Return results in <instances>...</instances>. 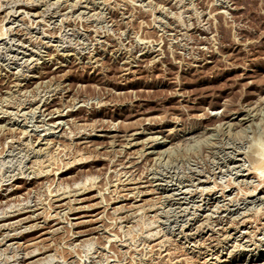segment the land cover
Masks as SVG:
<instances>
[{
  "label": "rangeland",
  "instance_id": "1",
  "mask_svg": "<svg viewBox=\"0 0 264 264\" xmlns=\"http://www.w3.org/2000/svg\"><path fill=\"white\" fill-rule=\"evenodd\" d=\"M0 130V264H264V0H0Z\"/></svg>",
  "mask_w": 264,
  "mask_h": 264
},
{
  "label": "bare ground",
  "instance_id": "2",
  "mask_svg": "<svg viewBox=\"0 0 264 264\" xmlns=\"http://www.w3.org/2000/svg\"><path fill=\"white\" fill-rule=\"evenodd\" d=\"M75 5H78V4H75ZM84 7H85V6H84ZM14 16H15V15H14ZM123 18H124V17H123ZM39 22H40V21H39ZM40 23H41V22H40ZM36 28H37V27H36ZM11 29H12V28H11ZM5 31H6V30H5ZM3 34H4V32H3ZM42 36H43V35H42ZM5 38H6V37H5ZM25 38H26V37H25ZM19 48H20V47H19ZM35 53H36V52H35ZM66 54H67V53H66ZM12 64H13V63H12ZM15 73H16V72H15ZM24 73H25V72H24ZM13 75H14V74H13ZM37 84H38V83H37ZM32 88H33V87H32ZM53 91H54V90H53ZM16 92H17V91H16ZM22 93H23V92H22ZM26 93H27V92H26ZM20 94H21V93H20ZM44 95H45V94H44ZM5 99H6V98H5ZM71 100H72V99H71ZM34 102H35V101H34ZM5 105H6V104H5ZM7 105H8V104H7ZM42 105H43V104H42ZM58 107H59V106H58ZM67 110H68V109H67ZM69 110H70V109H69ZM7 112H8V111H7ZM29 112H30V111H29ZM44 114H45V113H44ZM54 114H55V113H54ZM18 115H19V114H18ZM250 115H251V114H250ZM59 116H60V115H59ZM222 117H223V116H222ZM22 119H23V118H22ZM55 119H56V118H55ZM241 120H244V119H241ZM26 121H27V120H26ZM55 122H56V121H55ZM55 122H54V123H55ZM56 123H60V122H56ZM60 124H61V123H60ZM249 124H250V123H249ZM54 125H55V124H54ZM19 126H20V125H19ZM35 127H36V126H35ZM228 127H229V126H228ZM229 128H230V127H229ZM229 128H228V129H229ZM1 129H2V128H1ZM110 129H111V128H110ZM0 131H1V130H0ZM21 132H22V131H21ZM21 132H20V134H21ZM22 133H23V132H22ZM66 133H67V132H66ZM23 134H24V133H23ZM136 134H137V133H136ZM131 135H132V134H131ZM133 135H134V134H133ZM7 140H8V139H7ZM8 141H9V140H8ZM36 141H37V140H36ZM149 141H150V140H149ZM153 141H154V140H153ZM51 143H52V142H51ZM34 144H35V143H34ZM19 146H20V145H19ZM126 147H127V146H126ZM14 148H15V147H14ZM36 151H37V150H36ZM138 151H139V150H138ZM150 152H151V151H150ZM79 154H80V153H79ZM157 154H158V153H157ZM225 154H226V153H225ZM12 155H13V154H12ZM136 155H137V154H136ZM141 155H142V154H141ZM81 160H82V159H81ZM136 161H137V160H136ZM80 162H81V161H80ZM76 163H78V162H76ZM76 163H75V164H76ZM79 164H80V163H79ZM260 165H261V164H260ZM1 166H2V165H1ZM71 166H72V165H71ZM241 166H242V165H241ZM7 167H8V166H7ZM252 167H253V166H252ZM260 167H261V166H260ZM262 167H263V165H262ZM27 169H28V168H27ZM258 169H259V168H258ZM258 169L256 168V170H258ZM11 170H12V169H11ZM18 170H19V169H18ZM262 170H263V169H262ZM8 171H9V170H8ZM251 173H252V172H251ZM254 173H256V172H254ZM130 175H131V174H130ZM121 176H122V175H121ZM36 177H37V176H36ZM119 177H120V176H119ZM131 179H132V178H131ZM6 180H7V179H6ZM34 182H35V181H34ZM134 183H135V182H134ZM157 183H158V182H157ZM167 183H168V182H167ZM29 184H30V183H29ZM83 184H84V183H83ZM126 184H127V183H126ZM192 184H193V183H192ZM23 185H24V184H23ZM78 185H80V184H78ZM156 185H157V184H156ZM184 185H185V184H184ZM76 186H77V185H76ZM82 186H83V185H82ZM82 186H81V187H82ZM20 188H21V187H20ZM22 188H23V186H22ZM76 188H77V187H76ZM257 188H258V187H257ZM24 189H25V188H24ZM135 189H136V188H135ZM14 190H15V189H14ZM17 190H18V189H17ZM70 190H71V189H70ZM78 190H79V189H78ZM78 190H77V192H78ZM83 190H84V189H83ZM88 190H89V189H88ZM88 190H85V191H88ZM119 190H120V189H119ZM253 190H254V189H253ZM21 191H22V190H21ZM79 191H80V190H79ZM134 191H135V190H134ZM188 191H189V190H188ZM213 191H214V190H213ZM9 192H10V191H9ZM11 192H13V191H11ZM77 192L75 191V193H77ZM146 192H148V191H146ZM153 192H154V191H153ZM186 192H187V191H186ZM68 193H69V192H68ZM68 193H66V197H67V194H68ZM75 193H74V195H75ZM79 193H80V192H79ZM85 193H86V192H84V194H85ZM59 194H60V193H59ZM81 194H82V193H81ZM60 195H62V194H60ZM63 195H64V192H63ZM70 195H71V194H70ZM77 195H78V194H76V196H77ZM68 196H69V194H68ZM57 197L59 198V195H57ZM62 197H63V196H62ZM64 197H65V195H64ZM64 197H63V198H64ZM66 197H65V198H66ZM69 197H72V196H69ZM78 197H79V196H78ZM132 197H133V196H132ZM233 197H234V196H233ZM242 197H243V196H242ZM63 198H62V199H63ZM56 199H57V198H56ZM56 199H55V200H56ZM59 199H60V198H59ZM71 199H72V198H71ZM71 199H70V200H71ZM83 199H85V197H84ZM93 199H94V198H93ZM55 200H53V201H55ZM77 200H78V199H77ZM77 200L75 199V201H77ZM80 200H81V199H80ZM10 201H11V200H10ZM67 201H69V200L67 199ZM71 201H72V200H71ZM78 201H79V200H78ZM82 201H83V200H82ZM82 201H81V202H82ZM63 202H65V201H63ZM69 202H70V201H69ZM69 202H68V203H69ZM72 202H74V201H72ZM72 202H71V203H72ZM79 202H80V201H79ZM71 203H70V204H71ZM84 203H85V202H84ZM58 204H59V203H58ZM78 204H79V203H78ZM227 204H228V203H227ZM16 205H17V204H16ZM65 205H67L66 202H65ZM71 205H72V204H71ZM73 205H74V203H73ZM83 205H84V204H83ZM121 205H122V204H121ZM130 205H131V204H130ZM216 205H217V204H216ZM62 206H63V203H62ZM69 206H70V205H69ZM80 206H81V205H80ZM85 206H86V205H85ZM88 206H90V205H88ZM133 206H134V205H133ZM135 206H136V205H135ZM56 207H57V206H56ZM71 207H72V206H71ZM78 207H79V206H78ZM81 207H82V206H81ZM91 207H92V205H91ZM129 207H130V206H129ZM29 208H30V207H29ZM59 208H60V205H59ZM65 208H67V206H66ZM68 208H69V207H68ZM73 208H74V207H73ZM75 208H76V207H75ZM121 208H122V207H121ZM47 209H48V208H47ZM62 209H63V208L61 207V210H62ZM83 209H84V207H83ZM85 209H86V208H85ZM194 209H195V208H194ZM196 209H197V208H196ZM59 210H60V209H59ZM61 210H60V212H61ZM65 210H66V209H65ZM75 210H76V209H75ZM80 210H82V208H81ZM80 210H79V211H80ZM86 210H87V209H86ZM7 211H8V210H7ZM15 211H16V210H15ZM32 211H33V210H32ZM34 211H35V209H34ZM34 211H33V212H34ZM57 211H58V209H57ZM215 211H216V210H215ZM256 211H258V210H256ZM58 212H59V211H58ZM63 212H64V210H63ZM66 212L68 213V210H67ZM66 212H64V213H66ZM72 212H73V211H72ZM72 212H71V210H70V213H72ZM77 212H78V211H77ZM80 212H82V211H80ZM18 213H19V212H18ZM41 213H42V212H41ZM41 213H40V214H41ZM52 213H53V212H52ZM246 213H247V212H246ZM56 214H57V212H56ZM19 215H20V214H19ZM23 215H24V214H23ZM23 215H22V216H23ZM64 215H65V214H64ZM188 215H189V214H188ZM254 215H255V214H254ZM14 216H15V215H14ZM14 216H13V217H14ZM40 216H41V215H40ZM84 216H85V215H84ZM4 217H5V216H4ZM29 217L31 218V216H29ZM33 217H34V216H33ZM33 217H32V218H33ZM78 217H83V216H78ZM251 217H252V216H251ZM15 218H16V217H15ZM23 218H24V217H23ZM25 218H27V217H25ZM30 218H28V221H29ZM56 218H57V217H56ZM60 218H61V217H60ZM19 219H21V218H19ZM35 219H36V218H35ZM97 219H98V218H97ZM97 219H96V220H97ZM232 219H233V218H232ZM45 220H46V219H45ZM243 220H244V219H243ZM25 221H26V219H25ZM25 221H23V222H25ZM32 221H34V220H32ZM94 221H95V220H94ZM30 222H31V221H30ZM36 222H37V221H36ZM89 222H90V221H89ZM21 223H22V222H21ZM78 223H80V222H78ZM81 223H82V222H81ZM81 223H80V224H81ZM56 224H57V223H56ZM71 224H72V223H71ZM76 224H77V223H76ZM3 225H4V224H3ZM37 225H38V223H37ZM40 225H41V224H40ZM42 225H43V222H42ZM73 225H74V224H73ZM0 226H2V225H0ZM38 226H39V225H38ZM46 226H47V225H46ZM74 226H76V225H74ZM31 227H32V226H31ZM33 227H34V225H33ZM35 227H37V226H35ZM41 227H42V226H41ZM172 227H173V226H172ZM227 227H228V226H227ZM39 228H40V227H39ZM35 229H36V228H35ZM37 229H38V228H37ZM90 231H91V230H90ZM34 232H35V231H34ZM43 233H44V232H43ZM43 233H42V234H43ZM46 233H47V232H46ZM82 233H83V231H82ZM50 234H51V233H50ZM80 234H81V233H80ZM7 235H8V234H7ZM187 235H188V234H187ZM241 236H242V235H241ZM78 241H79V240H78ZM84 243H85V242H84ZM225 243H226V242H225ZM200 247H201V246H200ZM46 250H47V249H46ZM29 252H30V251H29ZM32 252H33V251H32ZM34 252H36V251L34 250ZM34 252H33V253H34ZM38 253H39V252H38ZM40 253H42V252H40ZM35 254H36V253H35ZM93 254H94V253H93ZM24 255H25V253H24ZM27 255H28L27 257L29 258V257L31 256V253H30V254H27ZM32 256H33V255H32ZM36 256H37V254H36ZM25 257H26V256H25ZM92 257H93V256H92ZM169 257H170V256H169ZM28 258H27V259H28ZM22 259H23V258H22ZM29 259H31V258H29ZM177 260H178V259H177ZM179 260H181V259H179ZM205 260H206V259H205ZM217 260H218V259H217ZM32 262H33V261H32ZM35 262H36V261H35ZM7 263H8V262H7ZM37 263H38V262H37ZM251 264H252V263H251ZM259 264H261V263H259Z\"/></svg>",
  "mask_w": 264,
  "mask_h": 264
}]
</instances>
